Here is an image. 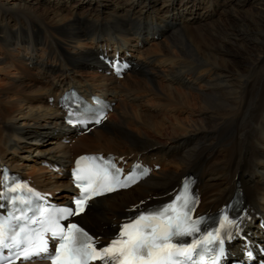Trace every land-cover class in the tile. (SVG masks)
<instances>
[{"label":"bare ground","instance_id":"1","mask_svg":"<svg viewBox=\"0 0 264 264\" xmlns=\"http://www.w3.org/2000/svg\"><path fill=\"white\" fill-rule=\"evenodd\" d=\"M116 55L132 63L123 78L106 61ZM0 77V163L50 199L75 192L69 167L82 152L152 167L77 217L95 242L170 199L189 173L197 214L238 192L234 250L264 242V0H0ZM141 88L158 113L123 101L142 98ZM70 90L103 98L108 118L88 132L70 128Z\"/></svg>","mask_w":264,"mask_h":264},{"label":"snow or ice","instance_id":"2","mask_svg":"<svg viewBox=\"0 0 264 264\" xmlns=\"http://www.w3.org/2000/svg\"><path fill=\"white\" fill-rule=\"evenodd\" d=\"M85 159L88 158L80 157L78 167L73 170L80 189L79 198L73 201L75 208L65 207L57 210L59 215L48 213L42 216L39 233L21 228L9 237L10 225L0 220V247L18 248L16 259L22 257L27 260L34 255L46 254L53 264H90L95 260L103 264H208L205 257L209 253H214L210 259L215 264L224 254V238L220 228L201 234V218L192 217V205L197 201L188 194L187 186L170 203L156 210L142 211L120 225L119 234L99 248L94 238L78 224L68 223L65 228L59 220L82 213L89 199L102 192H111L114 187L128 186L126 181L120 180L119 169L110 172L108 168L99 166L80 168V161ZM131 179L134 182V178ZM10 190L19 193L13 195L12 199L20 203H26L24 196L33 192L21 182L14 183ZM220 227L225 228L228 239H231L233 230L239 231L237 222L229 220L227 216L220 221ZM49 232L53 240H59L54 255L49 252L48 240L45 238V233ZM185 237H191V241L185 242Z\"/></svg>","mask_w":264,"mask_h":264},{"label":"rangeland","instance_id":"3","mask_svg":"<svg viewBox=\"0 0 264 264\" xmlns=\"http://www.w3.org/2000/svg\"><path fill=\"white\" fill-rule=\"evenodd\" d=\"M92 70H93V68H92ZM92 70L91 69L90 70H87V73L91 74L92 73ZM121 78H123V77H121ZM0 80L1 81H4V80H6V78L0 77ZM148 92L149 91H147L146 89L141 88V89L138 90V93H139V96H142V98L139 97L138 100H135V99H123V101H127V104H128L129 107L138 108V111H142L145 114H148V115H150V114H156V113H158V110H156L154 108V106H153V104L151 102V101H153L152 100V97H150L152 95H151V93L148 94ZM181 117H185V114L184 113H181ZM136 128H138V125L136 126ZM47 139H49V137ZM81 148H83V149H81ZM81 148H78L77 151L80 152V151H83L84 149L86 150L85 147H81ZM31 157H33V156H31ZM20 161L21 162H28V163L34 162L32 160V158H25V155L21 156ZM59 164L60 163L57 164L58 167H59ZM47 169L51 170L50 168H47ZM52 170H53V172H59L58 171L59 170L58 168H53ZM63 173L64 172L61 171L60 175H64ZM55 177H57L59 179L61 178L59 176H55ZM63 190H64V188L63 189H59L58 191H63Z\"/></svg>","mask_w":264,"mask_h":264}]
</instances>
